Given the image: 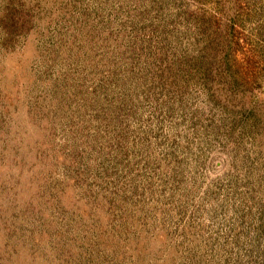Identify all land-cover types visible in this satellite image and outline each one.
<instances>
[{"label": "rangeland", "instance_id": "rangeland-1", "mask_svg": "<svg viewBox=\"0 0 264 264\" xmlns=\"http://www.w3.org/2000/svg\"><path fill=\"white\" fill-rule=\"evenodd\" d=\"M0 264H264V0H0Z\"/></svg>", "mask_w": 264, "mask_h": 264}]
</instances>
